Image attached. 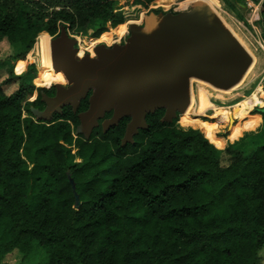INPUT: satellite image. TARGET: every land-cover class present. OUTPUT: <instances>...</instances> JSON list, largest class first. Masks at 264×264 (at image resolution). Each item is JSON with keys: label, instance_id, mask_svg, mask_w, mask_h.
<instances>
[{"label": "trees", "instance_id": "16d2710c", "mask_svg": "<svg viewBox=\"0 0 264 264\" xmlns=\"http://www.w3.org/2000/svg\"><path fill=\"white\" fill-rule=\"evenodd\" d=\"M129 1L123 16L118 0H0V42L22 50L10 80L27 79L28 53L38 70L32 82L50 85L55 73L38 62L39 38L93 24L92 43H110L154 0ZM262 9L264 16V1ZM27 91L23 84L8 95L0 84V264L14 251L21 264L260 263L264 136L224 148L257 132L261 117L250 120L251 112L221 137L219 128L230 123L195 115L162 123L159 110L122 148L130 118L107 133L100 127L87 140L74 138L80 122L72 108L35 121L31 107L42 110V96L25 102ZM86 106L84 100L80 111Z\"/></svg>", "mask_w": 264, "mask_h": 264}, {"label": "water", "instance_id": "95a60500", "mask_svg": "<svg viewBox=\"0 0 264 264\" xmlns=\"http://www.w3.org/2000/svg\"><path fill=\"white\" fill-rule=\"evenodd\" d=\"M211 15L208 7L199 6L179 13L150 12L143 25L130 26L126 43L98 44L95 57L87 53L77 58L78 49L68 48L63 66L68 87L56 84L54 97L43 91L46 109L31 107L33 115L52 120L67 106L77 114L92 92L88 109L77 114L79 134L89 139L99 126L107 133L128 117L122 147L134 144L139 132L149 129L148 114L165 110L162 123H173L187 108L190 77L228 89L247 69L244 50L225 36ZM59 40L69 46L66 35L53 38V42ZM257 111L264 115V107ZM76 203L78 209V196Z\"/></svg>", "mask_w": 264, "mask_h": 264}, {"label": "rangeland", "instance_id": "374dc122", "mask_svg": "<svg viewBox=\"0 0 264 264\" xmlns=\"http://www.w3.org/2000/svg\"><path fill=\"white\" fill-rule=\"evenodd\" d=\"M120 5V11L124 16L126 11L132 9V3L129 0H118ZM264 0H260V3H255L253 0H240L239 4L235 3V0H154L148 8L143 7L144 15L138 21L130 22L127 24L126 30L124 33L119 36V38H113L110 43H106V41H98L92 43L93 40L97 38H93V35L96 32L97 26L90 25L86 31L82 33H74L72 31L67 30L66 28L63 30L61 28L60 34L66 35L67 39H69V48L79 50V53L83 55L90 53L91 55L94 52L95 46L98 44H106L107 46H112L115 44H124L126 43L127 38L129 37V29L131 23H136L143 25L144 17L148 15L150 12H172V13H179L190 11L193 7L198 3H207L209 4L215 14L230 28V30L235 34L238 42L243 46V48L249 53L252 63L249 66L245 76L241 79V81L233 88L232 90H226L223 97L218 96L216 92L210 89L209 85H212L205 80L192 76L189 80L190 87H191V95L193 96V109L197 112L195 114L196 118L201 119L205 122H212L215 119L213 116L216 114L217 110L220 108H229L232 107L234 104L242 101L245 97L251 95L257 87H261L264 91V16H263V9H262V2ZM159 2V3H158ZM154 3L160 4L161 6L155 7ZM162 4H168L169 9H164ZM125 21V18H124ZM81 37H85L86 40H82ZM53 37H45L42 36L39 38V43L42 47V60H40L41 64L50 66L53 68L52 64V53H51V40ZM78 53V54H79ZM22 55V50L19 46L12 45L8 40H3L0 42V84L3 86L6 94L11 95L15 93L20 86L23 84L28 87V91L26 94L25 102H34L37 96L40 93V89L50 86L49 83L39 81L41 83V87L36 84V80L39 78L37 77L32 82V78L37 75L38 70L36 66L28 62L27 55H25L24 61L27 62L26 72L24 75L27 76V79L22 82V80L13 79L10 80V77H16L13 71V67L18 59ZM96 56V54H95ZM78 58V57H77ZM53 70V69H52ZM65 78V74L56 70V74L54 75V79L56 81H52L50 84H62V81H59V77ZM203 88V89H202ZM209 93V94H208ZM223 99V100H222ZM264 107V106H263ZM258 107V108H263ZM258 108H255L250 115V120L253 118H260L261 127L255 133L248 134L247 137L241 141H249L250 137L255 135L257 137L259 134L264 136V115L257 111ZM187 110V109H186ZM260 114L261 116L257 115ZM27 113H24L23 117H26ZM191 115V114H190ZM180 118V117H179ZM35 121H41L43 119H38L34 117ZM218 122H221L218 119H215ZM232 120V121H231ZM44 121V120H43ZM51 121V120H45ZM214 121V122H216ZM231 121V123H230ZM235 119L231 118L228 122L223 123H230L229 127H220L221 137L228 135L230 131V127L235 124ZM244 123L246 121H243ZM178 128L182 129L180 126L179 121L176 123ZM79 126L75 129L73 128V136L77 138L79 134ZM99 126L96 129H99ZM94 129V131L96 130ZM185 130H194L193 128H188ZM93 131V133H94ZM104 132V131H103ZM92 133V135H93ZM92 135L90 137H92ZM87 140V137L83 135ZM239 141V142H241ZM264 141V138H262ZM239 142L233 143L237 144ZM133 145V144H132ZM250 144L247 143L245 148ZM127 147V146H126ZM125 148V147H122ZM131 148L128 150L130 151ZM76 152L75 149H73ZM228 157L224 156L223 164L226 165L229 163ZM260 263L264 264V249L260 253ZM22 255L14 251L5 256L3 262L5 264H21Z\"/></svg>", "mask_w": 264, "mask_h": 264}, {"label": "bare ground", "instance_id": "6f19581e", "mask_svg": "<svg viewBox=\"0 0 264 264\" xmlns=\"http://www.w3.org/2000/svg\"><path fill=\"white\" fill-rule=\"evenodd\" d=\"M161 6L160 4H155V7ZM164 9H169L168 4H162ZM195 6L204 7L211 11V16L215 20L216 26L223 32L225 31L227 34L225 36H229L230 39L234 40V42L238 43L239 46L242 47L245 54L248 57V66L247 69L244 70L241 75L238 77L236 82L229 87L228 89H222L219 88L216 84H213L211 82H208L212 85H209L210 89H212L214 92L218 94V96L223 97L224 93L227 92L226 90H232L235 88V86L241 81V79L245 76L249 66L252 63V59L249 55V53L243 48V46L238 42L237 38L235 37V34L230 30L229 27L215 14L212 7L207 3H200L198 2ZM130 25H140L136 23H131ZM69 46L65 43L63 45V41L59 40L58 42H53V38L51 40V53H52V62H53V71L56 73V70L63 73V66L65 65V62L67 60V55L69 53ZM95 52V51H94ZM78 56V55H77ZM93 57V56H92ZM95 57V56H94ZM40 62V61H38ZM66 78V77H65ZM191 77L189 78V80ZM67 80V78H66ZM188 86V94H187V110L180 116H186V115H195L197 112L193 109L192 103H193V96L191 95V87L189 81L187 82ZM203 89V88H202ZM209 94V93H208ZM226 94V93H225ZM223 100V99H222ZM264 106V91L261 87H257L256 90L249 95L248 97H245L242 101L234 104L232 107L229 108H220L217 110L215 116H213L215 119L220 120L221 122H228L231 118L233 120H243L245 119L255 108L263 107ZM232 121V120H231ZM230 121V123H231Z\"/></svg>", "mask_w": 264, "mask_h": 264}, {"label": "flooded vegetation", "instance_id": "af4514ba", "mask_svg": "<svg viewBox=\"0 0 264 264\" xmlns=\"http://www.w3.org/2000/svg\"><path fill=\"white\" fill-rule=\"evenodd\" d=\"M78 53H79V50H78L77 54H78ZM83 56H84V55H83ZM83 56H82V54L79 53L77 57H78V58H82ZM92 56L94 57L95 54L93 53ZM52 64H53V62H52ZM52 69H54V67H53ZM54 73H55V72H54ZM55 74H56V73H55ZM60 79H61V80H59V81H62V84H66V83H67L66 78H63V77L60 76ZM55 85H56V84H50V86H48V87H49V89H48V90H49V91H48L49 93H47L48 96H50V97H54V96L56 95V89L54 88ZM63 86H65V87L67 88V87H68V84H67V85H63ZM43 89H45V88H43ZM42 92H43V91L40 92V95H41V96H42ZM91 94H92V92H90V93L88 94V97L85 99V100H87V106H86V108H85L84 110L80 111V108H81V105H80L77 114L80 113V112H83V111H85V110L88 109V107H89V97L91 96ZM38 97H39V95L37 96L36 100L38 99ZM83 101H84V100H83ZM83 101H82V102H83ZM41 102H42V98H41ZM82 102H81V104H82ZM42 103H43V102H42ZM43 104H44V103H43ZM68 107H70V106L64 107L63 110H64L65 108H68ZM70 108H71V107H70ZM45 109H46V105L44 104V105H43V109L40 110V111L43 112ZM72 111H73V110H72ZM73 113H74V112H73ZM74 114H75V113H74ZM77 114H76V115H77ZM110 114L112 115V113H110ZM56 115H58V114H55L54 117H55ZM77 116H78V115H77ZM52 120H53V119H52ZM101 122H102V121H101ZM101 122H100V123H101Z\"/></svg>", "mask_w": 264, "mask_h": 264}, {"label": "crops", "instance_id": "0c3cea01", "mask_svg": "<svg viewBox=\"0 0 264 264\" xmlns=\"http://www.w3.org/2000/svg\"><path fill=\"white\" fill-rule=\"evenodd\" d=\"M245 137H247V136H245ZM242 139H240L239 141H241ZM239 141H237V142H239ZM234 143H236V142H234ZM230 145H233V143H231V144H228L224 149H226L227 147H229ZM223 149V150H224Z\"/></svg>", "mask_w": 264, "mask_h": 264}]
</instances>
